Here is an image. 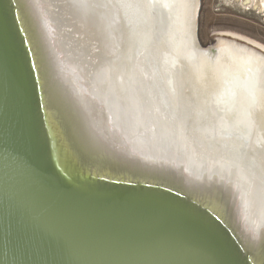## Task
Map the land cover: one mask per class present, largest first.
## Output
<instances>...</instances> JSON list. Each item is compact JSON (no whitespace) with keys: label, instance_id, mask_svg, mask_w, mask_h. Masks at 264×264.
Segmentation results:
<instances>
[{"label":"bare ground","instance_id":"bare-ground-1","mask_svg":"<svg viewBox=\"0 0 264 264\" xmlns=\"http://www.w3.org/2000/svg\"><path fill=\"white\" fill-rule=\"evenodd\" d=\"M26 1L19 3L21 8L27 5L23 12L39 35L35 37L45 33V39H36L48 84L72 108L69 112L89 149L86 158L99 159L101 165L94 161L98 169L113 168L136 178L148 172L150 164L161 165L162 172L166 164L183 167L179 172L181 179L186 176L184 187H195L199 195L193 199L205 200L209 207L217 195L224 198L218 178L232 184L240 203L230 221H243V232L253 236L251 246L259 243L261 252L264 45L222 31L214 52L201 50L196 41L199 0H106L112 14L113 6L119 15L114 33L82 21L71 0ZM225 1L254 11L264 23V0ZM51 60L58 81L76 94L88 120L72 107L76 101L59 90ZM101 119L113 131L101 126ZM89 126L107 132L111 143L94 139L86 131ZM176 171L168 170L165 184L182 186V180L175 181Z\"/></svg>","mask_w":264,"mask_h":264},{"label":"water","instance_id":"water-1","mask_svg":"<svg viewBox=\"0 0 264 264\" xmlns=\"http://www.w3.org/2000/svg\"><path fill=\"white\" fill-rule=\"evenodd\" d=\"M21 1L0 0V264H264V249L251 246L243 221H230L240 203L232 184L218 178L223 197L227 190L229 197L223 202L217 195L209 207L196 200L195 187H184L183 167L166 164L162 172L161 165L150 164L136 178L98 169L99 159L86 158L89 149L72 108L52 92L44 72L37 39L45 33L35 37ZM71 2L82 21L109 33L119 28V15L106 0ZM200 8L197 46L214 52L220 37L201 42ZM50 64L59 90L76 101L58 81L54 60ZM76 102L72 107L88 120ZM86 131L111 143L97 127ZM169 169L177 170L181 187L164 183Z\"/></svg>","mask_w":264,"mask_h":264},{"label":"rangeland","instance_id":"rangeland-1","mask_svg":"<svg viewBox=\"0 0 264 264\" xmlns=\"http://www.w3.org/2000/svg\"><path fill=\"white\" fill-rule=\"evenodd\" d=\"M200 4L198 33L204 45L210 44L214 35L222 31L234 32L264 45V23L254 11L231 6L225 0H200Z\"/></svg>","mask_w":264,"mask_h":264}]
</instances>
